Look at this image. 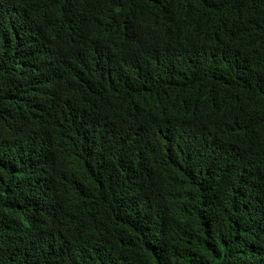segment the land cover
Returning <instances> with one entry per match:
<instances>
[{"label":"trees","instance_id":"obj_1","mask_svg":"<svg viewBox=\"0 0 264 264\" xmlns=\"http://www.w3.org/2000/svg\"><path fill=\"white\" fill-rule=\"evenodd\" d=\"M0 264H264V0H0Z\"/></svg>","mask_w":264,"mask_h":264}]
</instances>
